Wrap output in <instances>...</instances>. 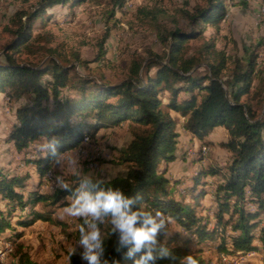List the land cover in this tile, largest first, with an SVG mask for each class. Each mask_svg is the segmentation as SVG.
Instances as JSON below:
<instances>
[{
  "label": "trees",
  "instance_id": "obj_1",
  "mask_svg": "<svg viewBox=\"0 0 264 264\" xmlns=\"http://www.w3.org/2000/svg\"><path fill=\"white\" fill-rule=\"evenodd\" d=\"M87 1L40 0L33 9H19L10 18L12 38L0 47V97L17 103L7 140L22 153L38 145V152L23 156L22 162L36 168L40 181L36 188H29L28 181L34 176L30 170L4 171L0 167V240L22 235L13 226L14 219L17 226L27 227L38 219H51L54 209L45 211L44 206L68 204L70 192L40 189L42 178L53 167L51 152L44 148L48 141L55 139L60 152H69L102 128L128 125L132 139L118 149V161L126 164L127 171L109 181L99 180L100 186L139 195L146 211L160 210L171 217L169 234H162L159 240L166 241L176 260H157L156 264H181L189 254L199 264H214L203 255L213 247L218 256L215 262L220 264H226V257L264 252V88L256 83L261 75L257 69L261 43L248 49L244 57L233 59L229 67L231 57L217 49L214 39L206 38V28L220 24L230 0H200L191 9H183L186 27L178 18L170 27L159 25L166 16L164 8L143 6L139 10L155 25L163 50L147 48L145 53H136L129 74L119 82L97 79L78 71L76 63H87L80 55L71 63L47 47L53 35L33 33L38 20L45 23L49 9L61 6L72 11ZM126 1L112 0L108 19ZM110 31L107 27L98 42L96 60L107 54ZM196 39L202 45L192 51L191 41ZM203 64L208 69H196ZM22 99L27 102L18 104ZM173 113L184 118V127L193 136L209 145L212 141L206 138L215 128L223 126L230 134L229 141L222 143L230 152L229 160L224 165H200L186 177L188 183L178 197L183 178L176 181L166 174L168 164L177 158L180 136ZM201 150L199 146L191 163L204 160ZM209 175L219 178L212 204L206 207L202 200L209 194L205 180ZM66 181L73 189L79 185V180ZM39 204L42 208L36 209ZM173 222L184 232L173 229ZM110 236L108 229L106 255L120 264H134L115 252L116 237ZM14 256L13 264H42L23 245ZM70 263L82 264L78 255Z\"/></svg>",
  "mask_w": 264,
  "mask_h": 264
},
{
  "label": "rangeland",
  "instance_id": "obj_2",
  "mask_svg": "<svg viewBox=\"0 0 264 264\" xmlns=\"http://www.w3.org/2000/svg\"><path fill=\"white\" fill-rule=\"evenodd\" d=\"M40 0H0V47L9 41L12 36L8 31L11 16L19 9H33ZM230 0L228 12L219 25L209 24L206 28V38L214 39L217 49L224 51L231 57L229 67H232V60L244 57L247 50L259 45V57L257 69L261 75L256 83L264 88V0ZM200 0H127L122 7L116 9L115 16L107 17V11L112 6V0H89L79 4L72 11L66 7L56 6L49 9L45 23L38 20L34 35L43 33L53 35L54 40L47 47H52L59 52L66 61L74 63L75 55H80L84 64H77L76 68L80 73L104 79L110 82H119L128 74L131 59L136 53H145L147 48L161 52L163 46L158 38L155 25L141 14L139 7L156 6L164 8L166 16L160 19L159 25H173V19H180V25L186 27L182 18L183 9H191ZM107 27L111 28L110 36L106 43L107 54L104 58L96 60L99 52L98 42ZM202 45V40L191 41V50L197 51ZM196 69L204 71L208 69L205 64ZM27 100L22 99L18 104H25ZM17 103H8L0 97V167L4 171L17 170L24 172L30 170L34 176L28 181L29 188H36L39 185V177L33 165H25L22 162L23 156L31 157L38 151V145H32L26 153L19 152L14 142L8 141L10 127L15 120V106ZM177 119L178 137L177 158L167 166V175L176 181L183 178L178 186L176 196L183 193L188 183L186 177L200 168V165L225 164L230 158V152L222 146L223 142L230 139L229 131L225 127H217L207 136L212 144L205 143L193 136L184 127V118L180 114L173 113ZM132 139L128 125L106 127L100 129L96 135L83 144L65 153L64 168L52 167L45 177L42 178L40 187L43 191H53L54 177L63 174L66 180L78 181L79 177L90 176L92 179L109 181L117 176L126 173V164L118 161V149L125 147ZM202 146L204 160L198 163H191L190 160L196 156V151ZM208 148L205 152L203 147ZM75 161V164L70 161ZM51 174V177L49 175ZM217 176H206L208 181L207 194L202 204L206 207L212 204V193L215 190ZM202 204L197 209L200 213ZM41 204L36 209H41ZM64 207L44 206L45 211L54 209L50 220L38 219L27 227L17 226L13 220V226L22 232L21 236H11L8 232V240H0V263L13 264L15 252L19 245L29 250L32 259L36 262L71 264L68 251L76 246L79 240V225L83 222L80 218L69 217L63 212ZM207 210V209H206ZM203 212L206 213L207 211ZM212 208L208 212L212 213ZM17 216L19 213L16 214ZM17 218V217H16ZM104 235L110 229L109 224L102 226ZM171 227L182 232L177 223L173 222ZM213 251L206 250L203 255L211 259L214 264L218 259L215 247ZM254 255V256H253ZM240 259V264H264V252H251L249 254H237L225 258L226 264H234L231 259ZM242 260L244 262H242ZM246 261V262H245ZM229 262V263H228ZM82 263V262H81Z\"/></svg>",
  "mask_w": 264,
  "mask_h": 264
},
{
  "label": "clouds",
  "instance_id": "obj_3",
  "mask_svg": "<svg viewBox=\"0 0 264 264\" xmlns=\"http://www.w3.org/2000/svg\"><path fill=\"white\" fill-rule=\"evenodd\" d=\"M55 139L44 145L51 152L52 166L62 169L65 153L57 148ZM75 164V161H70ZM100 181L90 176L79 177V185L70 187L63 174L54 177V185L62 191L70 192L66 197L68 204L63 212L74 218L82 219L79 225L78 244L69 249L68 255H78L82 264H120V261L106 255L103 225H110L111 237L115 236L114 250L132 259L134 264H156L157 260L175 261L176 257L162 243L159 237H167L171 217L156 210L146 211L143 197L128 196L120 189L102 188ZM127 249L125 253L124 250ZM181 264H199L193 255H186Z\"/></svg>",
  "mask_w": 264,
  "mask_h": 264
},
{
  "label": "bare ground",
  "instance_id": "obj_4",
  "mask_svg": "<svg viewBox=\"0 0 264 264\" xmlns=\"http://www.w3.org/2000/svg\"><path fill=\"white\" fill-rule=\"evenodd\" d=\"M247 1H249V0H247ZM250 2H252V0H251ZM263 11H264V7H263ZM85 140H88V138L86 137ZM85 140H84V141H85ZM203 148H204L203 150H204L205 152H206V149L208 150V148H207L206 146H204ZM49 177H51V174L49 175ZM253 256H254V255H253ZM231 260H233L234 264H240V263H241V262H240V259L238 260V259H234V258H233V259H231ZM242 262H244V261L242 260ZM245 262H246V261H245Z\"/></svg>",
  "mask_w": 264,
  "mask_h": 264
},
{
  "label": "crops",
  "instance_id": "obj_5",
  "mask_svg": "<svg viewBox=\"0 0 264 264\" xmlns=\"http://www.w3.org/2000/svg\"><path fill=\"white\" fill-rule=\"evenodd\" d=\"M220 127H223V126H220ZM228 130V129H227Z\"/></svg>",
  "mask_w": 264,
  "mask_h": 264
},
{
  "label": "built area",
  "instance_id": "obj_6",
  "mask_svg": "<svg viewBox=\"0 0 264 264\" xmlns=\"http://www.w3.org/2000/svg\"><path fill=\"white\" fill-rule=\"evenodd\" d=\"M206 152H207V149H206Z\"/></svg>",
  "mask_w": 264,
  "mask_h": 264
}]
</instances>
